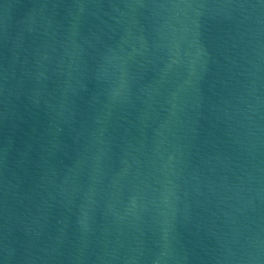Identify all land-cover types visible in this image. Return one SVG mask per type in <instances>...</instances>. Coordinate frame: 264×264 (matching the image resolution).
Returning <instances> with one entry per match:
<instances>
[{
	"label": "water",
	"instance_id": "water-1",
	"mask_svg": "<svg viewBox=\"0 0 264 264\" xmlns=\"http://www.w3.org/2000/svg\"><path fill=\"white\" fill-rule=\"evenodd\" d=\"M0 264H264V0H0Z\"/></svg>",
	"mask_w": 264,
	"mask_h": 264
}]
</instances>
